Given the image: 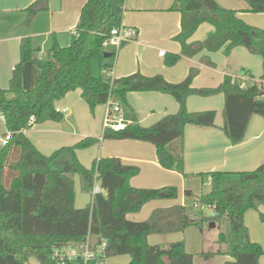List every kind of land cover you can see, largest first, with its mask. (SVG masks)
<instances>
[{
	"label": "trees",
	"instance_id": "obj_1",
	"mask_svg": "<svg viewBox=\"0 0 264 264\" xmlns=\"http://www.w3.org/2000/svg\"><path fill=\"white\" fill-rule=\"evenodd\" d=\"M243 1L250 4L251 12L264 14V0ZM125 4L126 0H87L69 46H60L54 39L52 46L40 53L31 38L21 41L20 60L13 69L9 87L0 88V114L5 120L6 135L11 133L0 151V264H25L32 258L41 264H56L52 257L55 248L83 241L89 232L107 239L110 256L129 255V264H194V256L186 251L183 241L151 245L149 236L184 232L192 225L201 229L206 222L218 224L224 220L230 227L228 255L232 257L225 264H260L264 250L252 241L245 214L264 205V163L253 171L208 174L211 190L197 201L213 208L215 217L209 215L194 221L186 206L175 205L153 210L145 221H132L128 214L150 201L177 199L178 188L133 187L131 179L140 174V167L125 164L117 157H103L86 167L77 151L96 145L100 141L97 138L87 137L44 155L24 133L32 126L31 117L34 124L63 120V114L56 111V103L77 89H81L92 113L109 100L128 107L130 92L169 94L179 104L177 113L166 115L149 127L130 124L121 132L106 128L103 137L150 143L156 147L164 169L186 175V126H214L216 120L213 110L190 112V96L224 94L223 130L235 143L244 140L253 115L264 118V87L248 71L247 79L226 75L215 88L193 87L197 69H192L179 83H171L159 74L145 76L140 72L113 78L117 49L106 42L113 29L123 26ZM48 8L49 0L34 2L26 9V24ZM171 10L181 13V31L174 37L181 52L169 54L166 65L174 66L182 57L192 58L202 50H224L229 54L241 46L260 56L264 69V29L246 23L236 10L224 8L216 0H175ZM203 23L214 26V33L202 42H190ZM107 53L110 55L106 56ZM94 60L100 64L99 77L93 73ZM261 79L264 80V73ZM125 118L134 120L131 116ZM54 163L58 169L53 167ZM74 175L79 176L84 193H92L99 176L102 193L85 208L75 206ZM227 241L226 234L220 233L218 243ZM221 253L218 250L204 257L210 259Z\"/></svg>",
	"mask_w": 264,
	"mask_h": 264
},
{
	"label": "crops",
	"instance_id": "obj_2",
	"mask_svg": "<svg viewBox=\"0 0 264 264\" xmlns=\"http://www.w3.org/2000/svg\"><path fill=\"white\" fill-rule=\"evenodd\" d=\"M36 1L0 0V88L2 89H8L13 69L20 60L21 41L24 38H31L33 47L43 53L50 47L44 50L39 49L38 43L48 45L50 36L56 35L55 40L57 39L58 44L66 47L65 45L72 41L81 10L87 0H49L48 10L39 12L27 25L26 9ZM216 1L224 8L236 10L238 16L246 23L264 29V21L256 24L250 19L253 18L254 13L251 12L248 2L243 0ZM174 2L175 0H126L122 25L136 29L138 34L133 41L125 43L120 52L117 50L113 78L140 72L145 76L159 74L171 83H179L189 75L192 69L198 71L201 69L193 81L194 88L218 87L226 75L247 79L246 71L254 77L255 81L260 84L264 83L261 79L262 58L241 46L234 48L226 57L221 52L213 53L202 50L203 52H199L200 54L192 58L182 57L174 66L166 65L165 59L169 54L181 52L180 43L174 40V37L181 31V13L171 10ZM214 31V26L203 23L189 41L202 42ZM68 32L71 33V37L65 44L66 40H63L61 35ZM43 38L44 41H42ZM161 51H165L164 56L160 55ZM127 100L129 106H122L125 117H133L134 120H127L131 124L144 127H149L166 115L175 114L179 110V104L174 97L156 91L130 92ZM108 105V103L99 105L92 117L89 105L82 98L81 89H77L67 93L56 103L57 108L68 109V112L63 114V120L34 124L24 133L44 155H51L65 146H73L87 137L97 138L100 141L96 145L77 151L79 160L86 167L90 168V163L92 166L95 160L103 157H117L125 164L140 166L138 176H142L141 179H135V177L131 179V185L135 188H156L163 185L181 187L180 200H177L178 198L157 200L158 202L149 211L183 205L186 195H192L195 189L194 182L188 177L203 174L208 177L211 184L208 174L213 171L230 173L253 171L264 163V118L257 114L253 115L244 140L239 143L233 142L223 130L225 125L224 94L210 97L192 95L187 100L190 112L213 110L216 111V120L214 126H186L184 146L186 175L164 169L159 163L156 147L150 143L128 139H104ZM0 118L5 128L4 132L0 131V134L4 136L0 139L4 146L6 145L4 138L7 128L4 117L0 116ZM58 168L59 166L55 169ZM204 176H202L203 184ZM194 197L198 199L200 196ZM262 211L264 212V207ZM248 218L249 215L246 216V223L250 237L252 241L259 243L255 238L256 224H252L254 227L252 229ZM219 250L222 251L221 248Z\"/></svg>",
	"mask_w": 264,
	"mask_h": 264
},
{
	"label": "rangeland",
	"instance_id": "obj_3",
	"mask_svg": "<svg viewBox=\"0 0 264 264\" xmlns=\"http://www.w3.org/2000/svg\"><path fill=\"white\" fill-rule=\"evenodd\" d=\"M253 13V12H252ZM261 15V16H260ZM253 18L252 22L256 24H260V22L264 21V14H259V13H254L252 14ZM260 28V26H259ZM262 28V27H261ZM63 40L65 39V44L69 42V37H71V33L68 32L66 34L61 35ZM57 38L56 35H51L49 44L48 45H42L41 43H38V48L39 49H46L52 46L54 39ZM57 40V39H56ZM44 41V38L43 40ZM41 41V42H42ZM70 42L68 45L69 46ZM36 46V45H35ZM36 46V47H37ZM60 46H62L60 44ZM120 49H118V52H120ZM203 52V51H201ZM200 52V53H201ZM218 52H221L226 56H229L224 50H220ZM199 53V54H200ZM217 53V52H213ZM92 69L93 73L96 77H99L102 74L100 64L98 60H94L92 63ZM201 69H199L200 73ZM264 73V69L262 70V75ZM259 78V77H258ZM11 98V95L9 96ZM92 117L94 116L93 113H91ZM2 132L5 131L4 124L2 122V119L0 118V131ZM2 134V133H1ZM0 134V139H2L4 136ZM2 143L0 141V150H1ZM57 164H54V168H57ZM91 167V163H90ZM140 167V166H139ZM142 176H137L135 179H141ZM188 179H191V181L194 182L195 184V189L191 194L186 195V198L184 199V204L183 206H186L188 208V213L189 216L192 220L194 221H199L202 217L210 215L209 210H204L201 211L198 208H194L195 202L198 200L194 196H201L203 193L208 192L210 190L211 184L209 183V179L207 176H204V184L202 182V176H191L188 177ZM74 181H75V192H76V199H75V206L76 208H85L88 206L91 201H92V195L91 193H84L82 192L79 184V176L74 175ZM95 186L98 188H101L100 186V181H99V176L97 180L95 181ZM166 186H171V185H163L159 186L156 188H150V187H145L146 189H160ZM178 188L179 191V196L177 200L181 199V192L182 189L181 187H178V185H173ZM161 201V200H159ZM158 201H150L146 203L139 211L133 212L128 214V218L131 220H147L150 218L153 210L149 211L150 208L155 205ZM264 205H259L256 209H250L246 212L245 214V223H246V216L249 215V223L251 224V228L253 229V223L256 224V240L259 242V244L262 246L264 250V220L262 219V215H264V212L262 211V208ZM211 223L206 222L202 225V228L192 225L188 227L184 232H175V233H170V234H164V235H159V234H154L150 235L148 238V241L151 245H163V244H168L172 242H179L183 241L185 243V248L186 251L194 256V264H225L226 261L231 260V256L228 255L229 251V239L231 237V232H230V227L227 225V221H221L219 222L216 226H211ZM247 225V223H246ZM248 226V225H247ZM223 232L227 236V243L219 244L218 237L219 234ZM169 239V240H168ZM170 240H176V241H170ZM263 242H261V241ZM219 248L222 249L221 254H216L214 257L210 259H206L204 257L205 254L209 253H216ZM130 261V256L129 255H120V256H114L111 255L108 258V264H129ZM167 262V260H165ZM260 264H264V254L260 257ZM25 264H41L39 263L36 259L32 258L29 261H27Z\"/></svg>",
	"mask_w": 264,
	"mask_h": 264
},
{
	"label": "built area",
	"instance_id": "obj_4",
	"mask_svg": "<svg viewBox=\"0 0 264 264\" xmlns=\"http://www.w3.org/2000/svg\"><path fill=\"white\" fill-rule=\"evenodd\" d=\"M137 30L131 27L121 26L113 29L106 45L114 47L117 50L123 44L131 42L137 36ZM160 55L164 56L165 51H161ZM264 87V83L261 84ZM244 87V85H241ZM107 116L105 119V127L114 132L126 130L131 124L126 118L122 105L113 100L108 102ZM56 111L62 114L68 112V109L56 108ZM3 118V115L0 114ZM34 124V117L29 120V125ZM11 138V133H8L4 138V143ZM102 193V189L94 186L92 191V202L97 194ZM195 208L201 210H209L210 216L215 217L217 213L210 206H202L199 202H195ZM110 250L106 238L88 233L87 237L80 242H70L53 250L52 257L56 264H108Z\"/></svg>",
	"mask_w": 264,
	"mask_h": 264
},
{
	"label": "water",
	"instance_id": "obj_5",
	"mask_svg": "<svg viewBox=\"0 0 264 264\" xmlns=\"http://www.w3.org/2000/svg\"><path fill=\"white\" fill-rule=\"evenodd\" d=\"M109 55H110V53H107V54H106V56H109ZM210 225H211V226H215L216 223L212 222Z\"/></svg>",
	"mask_w": 264,
	"mask_h": 264
}]
</instances>
